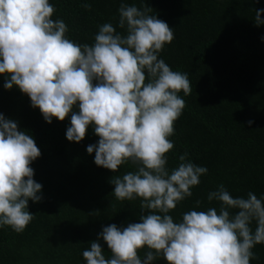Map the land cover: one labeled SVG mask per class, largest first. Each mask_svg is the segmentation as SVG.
Wrapping results in <instances>:
<instances>
[{"label":"clouds","instance_id":"obj_1","mask_svg":"<svg viewBox=\"0 0 264 264\" xmlns=\"http://www.w3.org/2000/svg\"><path fill=\"white\" fill-rule=\"evenodd\" d=\"M55 11L49 0H0V75L7 77L5 88L17 86L49 124L71 114L69 141H83L93 126L99 140L87 152L95 153L97 166L113 172L129 163L135 166L110 182L117 200L139 198L141 222L103 227L99 236L111 256L106 258L101 244L92 241L83 251L86 264L258 260L252 249L264 244V199L253 192L234 198L221 184L207 195L210 203H220L218 210H191L180 222L169 215L208 172L188 160V153L179 156L177 167H167V154L174 148L169 137L186 106L180 93L192 91L188 75L159 58L174 40L173 29L151 15L148 5L141 9L122 2L118 26L123 33L104 23L92 45L79 44L66 37L62 19H52ZM262 12L255 10L257 26L264 24ZM40 156L35 140L0 114V228L22 233L33 220L29 200L39 203L43 197L30 165ZM195 204L199 208L202 201Z\"/></svg>","mask_w":264,"mask_h":264},{"label":"trees","instance_id":"obj_2","mask_svg":"<svg viewBox=\"0 0 264 264\" xmlns=\"http://www.w3.org/2000/svg\"><path fill=\"white\" fill-rule=\"evenodd\" d=\"M56 9L52 19L68 26L66 37L79 44L94 43L99 26L112 23L117 32L118 9L122 2L152 8L151 15L165 21L174 40L160 53L173 71L188 75L191 95L175 122L169 139L174 148L167 154L169 170L180 163L179 156L208 169L193 195L170 211L174 222L191 210H217L220 203L207 199L221 184L235 197L247 198L253 192L264 199V24H255V10H264V0H49ZM87 3L90 8L83 5ZM264 20V12L261 13ZM0 75V114L18 124L41 151L30 165L34 179L42 185L41 202L29 200L33 220L22 233L8 226L0 228V264H86L83 251L98 241L110 258L99 234L103 227H126L140 221L139 198L119 201L114 196L116 176L135 171L132 164L119 172L95 164V153L87 147L99 137L89 126L83 141L66 137L71 114L49 124L30 97L17 86L11 90ZM73 111H78L75 107ZM253 121L249 125L248 121ZM201 200L199 208L195 202ZM98 213V214H96ZM255 228V223L252 225ZM147 248L139 255L143 259ZM252 251L264 264V244ZM152 264H167L158 258Z\"/></svg>","mask_w":264,"mask_h":264}]
</instances>
